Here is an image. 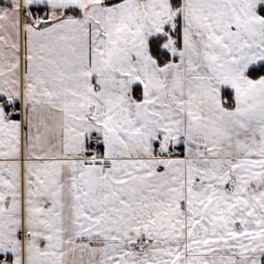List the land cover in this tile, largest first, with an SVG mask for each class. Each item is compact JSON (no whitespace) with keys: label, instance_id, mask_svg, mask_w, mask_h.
I'll return each mask as SVG.
<instances>
[{"label":"snow or ice","instance_id":"snow-or-ice-1","mask_svg":"<svg viewBox=\"0 0 264 264\" xmlns=\"http://www.w3.org/2000/svg\"><path fill=\"white\" fill-rule=\"evenodd\" d=\"M0 264H264V0H0Z\"/></svg>","mask_w":264,"mask_h":264}]
</instances>
